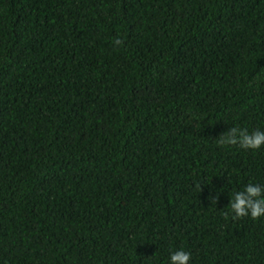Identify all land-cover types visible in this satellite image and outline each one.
Returning a JSON list of instances; mask_svg holds the SVG:
<instances>
[{
	"label": "trees",
	"instance_id": "1",
	"mask_svg": "<svg viewBox=\"0 0 264 264\" xmlns=\"http://www.w3.org/2000/svg\"><path fill=\"white\" fill-rule=\"evenodd\" d=\"M230 127L264 130V0H0V264H264Z\"/></svg>",
	"mask_w": 264,
	"mask_h": 264
},
{
	"label": "clouds",
	"instance_id": "2",
	"mask_svg": "<svg viewBox=\"0 0 264 264\" xmlns=\"http://www.w3.org/2000/svg\"><path fill=\"white\" fill-rule=\"evenodd\" d=\"M119 44V39L114 41ZM220 145L238 146L243 150H259L264 147V130L248 131L230 127L218 140ZM215 202V200H213ZM233 218L250 217L253 220L264 217V186L248 183L242 190L234 191L228 204ZM191 254L183 249L170 252L167 264H190Z\"/></svg>",
	"mask_w": 264,
	"mask_h": 264
}]
</instances>
